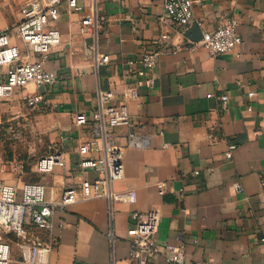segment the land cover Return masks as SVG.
<instances>
[{"label": "crops", "instance_id": "1", "mask_svg": "<svg viewBox=\"0 0 264 264\" xmlns=\"http://www.w3.org/2000/svg\"><path fill=\"white\" fill-rule=\"evenodd\" d=\"M29 2L0 0V33H11L21 62L41 60L15 30ZM194 2L190 28L198 26L204 35L235 18L241 44L213 57L192 45L186 33L172 34L173 51L159 57L155 86L139 88L137 99L128 102L131 125L113 130L124 151L125 177L112 184V200L95 197L55 213L52 235L58 244L49 264H138L128 240L131 215L151 209L161 212L158 242L184 245L188 264H264V0ZM78 5L73 11L62 3L54 24L61 43L46 66L57 83L29 84L2 99L24 103V94L44 95L38 111L51 137L50 153L63 151L66 164L48 174L35 173L33 164L35 174L27 182L44 184L50 201L105 176L79 168L78 148L93 139L94 125L79 126L75 117L96 110L100 90H113L116 103L123 102L133 85L126 61L140 58L165 30L159 22L162 0H78ZM95 18L97 27L83 24ZM97 53L111 58L100 70L93 66ZM6 71L0 67V82ZM132 133L148 137L149 146L129 147ZM88 158L101 160L102 154L95 150ZM18 164L24 161L14 155L0 158V171L19 173ZM12 184L20 189L24 182ZM9 238L15 251L11 264H23L18 239ZM149 264L167 263L159 254Z\"/></svg>", "mask_w": 264, "mask_h": 264}, {"label": "built area", "instance_id": "2", "mask_svg": "<svg viewBox=\"0 0 264 264\" xmlns=\"http://www.w3.org/2000/svg\"><path fill=\"white\" fill-rule=\"evenodd\" d=\"M164 12L159 22L165 27L160 37L153 41L137 60L128 59L127 77L133 85L125 89V100L116 103V93L113 90H100L97 97V108L90 115L77 114L75 123L79 126L92 122L94 125L93 139L81 144L78 148L81 170L96 169L103 171L105 176L95 183L84 182L79 189H66L59 200L50 201L46 197V187L39 182L24 183L19 189L13 184L0 180V264H11L13 245L11 235L18 239V247L23 264H49L52 253L57 247V240L52 235L55 213L68 206L95 197L113 199L112 184L125 177L124 151L115 144L113 130L131 125L129 101L137 99L139 88L146 84L153 88L156 84L155 68L159 57L173 51L169 45L173 33L184 34L194 23V0H162ZM66 2L73 11L80 10L78 0H30L23 7L22 20L15 30L30 49L41 57L37 62H21L20 51L12 43L9 31L0 33V67H7L5 78L0 82V100L24 91L29 84L37 88H46L57 83V75L48 69L46 63L53 47L61 43L60 31L55 23L60 19L59 7ZM84 25H98L97 19H86ZM239 21L235 18L226 19L213 32H207L194 46H202L213 57L232 52L242 42L239 34ZM111 61L109 55H95L93 66L100 70ZM256 96V93H251ZM24 103L32 109H42L44 95H23ZM225 107V99H222ZM149 138L132 133L128 136V146L145 148L149 146ZM236 146L232 145L226 154L233 157ZM97 150L102 154L101 160L88 158ZM66 155L63 151H54L36 161L38 174H48L57 167H64ZM23 164L16 165V170L22 171ZM196 175L199 171L195 172ZM164 185V184H163ZM264 190V177L261 180ZM238 191H242L237 186ZM161 223V212L157 209L137 211L131 215V227L128 240L131 245V258L138 264H149L157 255H163L167 264H188L184 245L160 244L158 233ZM114 241L113 233L109 234Z\"/></svg>", "mask_w": 264, "mask_h": 264}, {"label": "rangeland", "instance_id": "3", "mask_svg": "<svg viewBox=\"0 0 264 264\" xmlns=\"http://www.w3.org/2000/svg\"><path fill=\"white\" fill-rule=\"evenodd\" d=\"M0 101V158L9 159L14 155L24 161L19 173L0 171V180L8 184L15 180L28 183L36 173L32 172V165L52 150L50 134L37 109L13 100Z\"/></svg>", "mask_w": 264, "mask_h": 264}, {"label": "water", "instance_id": "4", "mask_svg": "<svg viewBox=\"0 0 264 264\" xmlns=\"http://www.w3.org/2000/svg\"><path fill=\"white\" fill-rule=\"evenodd\" d=\"M185 33L194 42L200 41L203 38V35L202 33H200L198 26H194L188 29Z\"/></svg>", "mask_w": 264, "mask_h": 264}]
</instances>
